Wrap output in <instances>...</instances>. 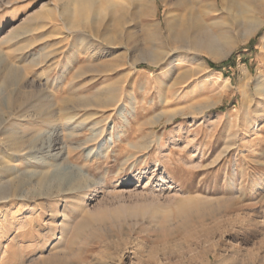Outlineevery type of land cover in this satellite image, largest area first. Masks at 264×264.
I'll list each match as a JSON object with an SVG mask.
<instances>
[{
  "label": "rangeland",
  "instance_id": "obj_1",
  "mask_svg": "<svg viewBox=\"0 0 264 264\" xmlns=\"http://www.w3.org/2000/svg\"><path fill=\"white\" fill-rule=\"evenodd\" d=\"M148 1L137 8L147 0H93L90 8L78 0H0V76L16 68L23 81L46 82L39 100L53 110L59 97L63 104L106 101L69 121L56 112L52 125L31 126L35 148L12 162L16 192L29 199L16 198L7 220L0 215V264L56 256L71 264H146L147 254L159 264H204L205 252L211 264L264 263V181L254 185L264 179V26L229 49L224 41L239 30L219 24L227 13L217 0L222 13L202 17L211 35L224 34L218 56L203 53L197 82L182 87L195 62L168 72L144 60L133 67V55L156 43L142 42L153 26L165 50L177 49L167 40L166 17L187 20L201 9L194 0ZM152 23L159 25H145ZM209 70L213 79L204 81ZM193 198L200 209L185 201ZM64 199L84 200V211ZM21 245L28 247L16 261Z\"/></svg>",
  "mask_w": 264,
  "mask_h": 264
},
{
  "label": "bare ground",
  "instance_id": "obj_2",
  "mask_svg": "<svg viewBox=\"0 0 264 264\" xmlns=\"http://www.w3.org/2000/svg\"><path fill=\"white\" fill-rule=\"evenodd\" d=\"M78 1H87L89 7H93V0ZM177 2L181 4L184 2V0H178ZM194 2H196L199 5V8L201 9V12L199 10L198 14H195L194 11L190 12L187 20H183L181 18H174L171 20L167 17L165 19L167 40L179 43V47L177 48L178 50H165V41H160L162 38H160L159 36L160 31L158 33V28L156 26H153L152 28L146 27L145 31L149 35L144 36L142 42L149 43L155 41L156 43L150 45L144 44L143 47H139L138 49H136V54L133 55V67L139 60H144L149 65H157L159 67L163 66L165 67L166 71L169 72L170 70H173L175 67H177V64L182 63V65H185L189 64V62H195L194 66H191L190 68L185 70L184 74H187V76H190V78H188L184 82L182 87H186L191 83L195 84L197 82V77L194 79H192V77L198 70L205 67V62L202 60L201 55H203V53H206L209 56L216 58L218 56L217 51H219L221 48L222 42L220 40L221 38H224V34L223 36L222 34H213L214 36L211 35L206 28V25H209V23H207V21H205V19H203L202 17V14L206 13H212L215 16L222 13L221 9L218 7L219 3L222 10L227 13L225 15V18L223 17L221 23L219 24L235 25L237 30H239V33L235 35L236 37L234 39L228 38L229 40L227 39L226 41H224L225 45H227L229 49H232L238 43L246 42L255 33H257V31L261 27L264 26V0H245L244 3L238 0H219V3L217 0H194ZM148 3L149 1L147 0L145 4L136 5V7L139 8L140 6H145ZM214 23H217V25H219L218 21ZM145 25H159V23ZM222 32L227 33L228 29H225ZM217 33H220L219 30ZM226 38L227 37H225V39ZM263 41L264 31L261 35V42ZM108 43H111V39ZM85 47L86 45L81 40L78 50L81 51ZM179 49H181L182 53L179 55L172 56V52L180 51ZM7 69L8 70L4 73V75L2 74V76H0V84L5 87V89L3 90L0 89V215L3 221L7 220L8 216L13 213L11 209H13L16 205V198L29 199L28 192L24 189H21L20 191L16 192V170L15 166L13 167L12 162L14 161L16 155L21 151L28 153L31 149L35 148V145H33L34 139L32 137H29L31 126L34 124L52 125L56 119V112L58 120L61 116H63V118H66L69 121L72 120L75 115H78L79 111L82 109L88 107L106 106V101L100 97H75L74 101H72L70 104H63L65 98L59 97L60 104L57 110H53V108L49 109V105L41 103L39 100L41 97L45 96L43 93V91L45 90H42L41 86L46 84V82L40 84L36 83L34 80L31 79L23 81V76H20V72L16 73V68ZM210 71L211 70H209V73L207 75L202 77L204 81H209L213 79V75L212 73H210ZM209 84L214 85L215 82H210ZM112 94L113 92H111V96ZM260 98L264 102V91ZM258 116L264 117V109L262 112L258 113ZM232 147L233 145L229 144L227 147L224 148V153L228 152L229 149L232 150ZM263 181L264 179H261L259 181L254 180V185L259 186L260 183ZM78 185H80V183H78ZM229 186L231 188V192L233 190H236L234 188L233 182L229 181ZM231 197L233 196L231 195ZM192 200L195 199H185V201H188L187 204L191 206V208L194 207L197 210L200 209L202 204L195 201L192 202ZM82 201L84 203V200ZM83 203L80 204V201L75 202L72 200H63V204L65 207H76V210L80 212L84 211ZM49 216L50 219H52L54 217V212L50 211ZM65 217L66 216L64 215V213H62L61 220L58 224V229L60 228L58 233L59 237L57 238L58 240H60L64 235V226L66 224ZM90 218L91 216L87 217V219L81 218L82 220H80L75 227L74 238H77L79 235H81L78 234L81 230L83 231L89 228L88 220ZM49 229H51V227ZM0 231H5L4 226H2V224H0ZM22 235L23 234L18 236L17 234L16 238L22 237ZM27 247L28 245H21L16 247V261H19V259L24 256L25 249ZM70 252L71 250L69 251V253ZM10 254L11 251L6 250V256H9ZM206 254L207 260L204 264H211L208 252H205V255ZM147 255L149 256L146 257V264H159L156 260V256L152 254ZM57 257L58 256H56L55 258L56 260L54 259V257L52 260L50 259V257L46 258L41 264H71L68 259L60 260ZM217 260L218 259H216V261ZM180 262H182L180 264H194L192 259ZM217 263L218 262H216V264ZM245 264L251 263L247 262Z\"/></svg>",
  "mask_w": 264,
  "mask_h": 264
}]
</instances>
